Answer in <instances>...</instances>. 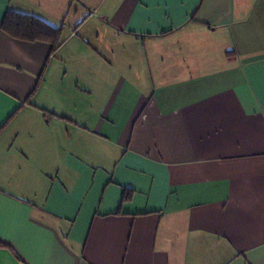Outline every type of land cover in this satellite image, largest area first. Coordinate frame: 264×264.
Instances as JSON below:
<instances>
[{
	"label": "crops",
	"instance_id": "obj_1",
	"mask_svg": "<svg viewBox=\"0 0 264 264\" xmlns=\"http://www.w3.org/2000/svg\"><path fill=\"white\" fill-rule=\"evenodd\" d=\"M80 7L0 0V264H264V0Z\"/></svg>",
	"mask_w": 264,
	"mask_h": 264
},
{
	"label": "trees",
	"instance_id": "obj_2",
	"mask_svg": "<svg viewBox=\"0 0 264 264\" xmlns=\"http://www.w3.org/2000/svg\"><path fill=\"white\" fill-rule=\"evenodd\" d=\"M3 31L10 37L27 42H45L56 51L63 43L62 29L55 28L44 20L32 15L8 11L2 24ZM128 194L124 193L127 199ZM0 247H7L0 243Z\"/></svg>",
	"mask_w": 264,
	"mask_h": 264
},
{
	"label": "rangeland",
	"instance_id": "obj_3",
	"mask_svg": "<svg viewBox=\"0 0 264 264\" xmlns=\"http://www.w3.org/2000/svg\"><path fill=\"white\" fill-rule=\"evenodd\" d=\"M78 1L80 2L81 6H82V7H80L81 16H79V17H81V19L83 20V19H85V17H87L89 15V13H90L89 11H91V9H95V8L99 9L98 10V13H99L98 17H100V15L105 13V10H107V6H108V3L110 0H78ZM69 22H70V18L65 23V27L67 30L66 32L70 31V29H75L74 25L70 24Z\"/></svg>",
	"mask_w": 264,
	"mask_h": 264
}]
</instances>
